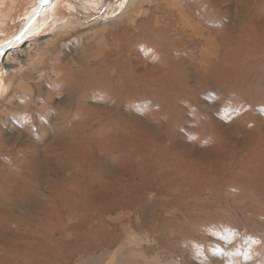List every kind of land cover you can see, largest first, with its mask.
<instances>
[{
    "label": "rangeland",
    "instance_id": "obj_1",
    "mask_svg": "<svg viewBox=\"0 0 264 264\" xmlns=\"http://www.w3.org/2000/svg\"><path fill=\"white\" fill-rule=\"evenodd\" d=\"M0 61L15 263L264 264V0H60Z\"/></svg>",
    "mask_w": 264,
    "mask_h": 264
},
{
    "label": "bare ground",
    "instance_id": "obj_2",
    "mask_svg": "<svg viewBox=\"0 0 264 264\" xmlns=\"http://www.w3.org/2000/svg\"><path fill=\"white\" fill-rule=\"evenodd\" d=\"M58 1H60V0H52V5L50 6V7H46L45 8V10L41 13V15L40 16H38V18L36 19V21H35V23L31 26V28H30V30H29V36L30 37H32L33 35L34 36H36L39 32H40V30H41V28L45 25V21L47 20V16H50L51 15V12H52V8L54 7V4L56 3V2H58ZM49 3H51V1L49 2ZM88 4V3H87ZM36 7V8H35ZM37 9H38V5H37V3L35 4V6H34V8L30 11V13H29V15H28V17L26 18V21H25V23L23 24V26L21 27L22 29H23V27L27 24V22H28V20L29 19H31L35 14H36V12H37ZM47 24H48V22H47ZM21 29V30H22ZM21 30H20V32H21ZM230 31V30H229ZM232 31L233 32H235L236 33V30L235 29H232ZM233 34V33H232ZM18 36V33L14 36V37H12L11 39H9L4 45H1L0 46V51L8 44V42H11V41H13L16 37ZM27 36V35H26ZM29 37V38H30ZM260 50H261V48H260ZM262 52V51H261ZM1 54V53H0ZM4 57L5 56H1L0 55V60H2V59H4ZM147 62V61H146ZM262 63V62H261ZM142 64V63H141ZM146 64V63H145ZM144 64V65H145ZM139 65H137L136 66V68L138 67ZM141 66V65H140ZM138 68H140V67H138ZM98 69V73H99V70L101 69V66H99V68H97ZM137 70V69H136ZM81 76H82V74H80ZM80 75H78L79 77H81ZM113 79V78H112ZM90 95V94H89ZM90 97V96H89ZM86 108V107H85ZM84 110V109H83ZM83 110H79V111H76L75 113H74V115H75V117L74 118H78L79 116H80V113L81 114H83L82 112H83ZM85 111V110H84ZM37 232V231H36ZM33 233H34V231H33ZM5 234V233H4ZM35 234V233H34ZM11 235V234H10ZM33 235V234H32ZM36 235V234H35ZM13 238H15L16 239V235H11ZM34 236V235H33ZM1 237V236H0ZM3 238H0V243L1 244H4V245H6L5 247H3V251H5V256H2V257H4L3 259L4 260H8V263L7 264H18V262H16L15 263V260H18V261H20V257H17L16 256V249H17V246H19V245H21V244H23V242L22 241H11V238H8L9 237V233H7L5 236H2ZM38 237V236H37ZM26 238V237H25ZM31 237H30V235H29V239H30ZM28 239V238H27ZM32 239V238H31ZM30 239V240H31ZM33 242H35V241H33ZM65 241L64 240H62V241H60V243L61 244H63ZM31 243V242H30ZM31 244H34L33 245V247H32V249L31 248H29L28 246V248L29 249H31L30 251H32V250H36L35 249V246H37V244H35V243H31ZM12 245V247H10ZM2 247V246H1ZM56 248V247H55ZM1 249V248H0ZM41 250H43V252H41V253H38L37 252V255L39 256V254H42L40 257H39V259H41L42 261H44L45 263L47 262V261H49V259L47 258V256H48V254H47V252L42 248ZM81 253H83V252H81V251H79V252H77V253H72V256H74V255H80ZM2 254V253H1ZM42 256H44V257H42ZM72 256H69V254H68V256H62V257H60L59 259H57L56 257H51V262H52V264H61V258H65V260L67 261V262H70L71 261V259H72ZM84 256H86V253L84 254ZM80 257V256H79ZM1 260V259H0ZM98 260H99V258L98 257H95V256H90V257H87V259L85 258V259H83L82 258V260H81V262L83 263V264H92V263H95V262H98Z\"/></svg>",
    "mask_w": 264,
    "mask_h": 264
},
{
    "label": "water",
    "instance_id": "obj_3",
    "mask_svg": "<svg viewBox=\"0 0 264 264\" xmlns=\"http://www.w3.org/2000/svg\"><path fill=\"white\" fill-rule=\"evenodd\" d=\"M50 1L51 3H49ZM37 5H38V9L36 14L31 19L28 20L27 24L23 27V29L18 34V36L13 41L8 42V44L0 51L1 56H6L10 51L17 48L19 45H21L23 42L29 39L30 36L28 33L31 26L35 23L36 19L38 18V16L41 15V13L45 10V8L50 7L52 5V0H38Z\"/></svg>",
    "mask_w": 264,
    "mask_h": 264
}]
</instances>
